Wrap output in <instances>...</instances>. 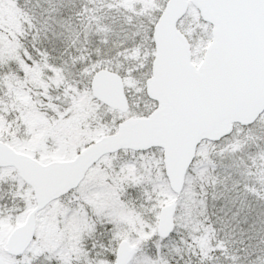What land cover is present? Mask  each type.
Segmentation results:
<instances>
[{"label": "snow or ice", "instance_id": "1", "mask_svg": "<svg viewBox=\"0 0 264 264\" xmlns=\"http://www.w3.org/2000/svg\"><path fill=\"white\" fill-rule=\"evenodd\" d=\"M0 264H264V0H0Z\"/></svg>", "mask_w": 264, "mask_h": 264}]
</instances>
